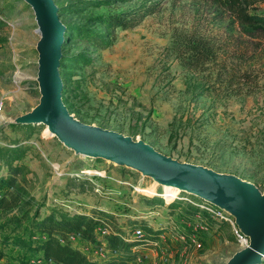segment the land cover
<instances>
[{"label":"rangeland","instance_id":"374dc122","mask_svg":"<svg viewBox=\"0 0 264 264\" xmlns=\"http://www.w3.org/2000/svg\"><path fill=\"white\" fill-rule=\"evenodd\" d=\"M54 3L61 10L60 22L70 30L59 74L63 104L71 116L142 141L172 160L233 175L263 193L264 31L246 34L226 16H217L214 7L195 0H163L158 13L133 29L112 32L100 25V18L134 11L144 0ZM252 12L263 15L264 3H256ZM2 17L0 147L15 141L27 148L20 164L27 168L22 176L28 194L18 208L0 212V264H18L20 259L44 264L30 248L38 236L30 234L25 221L15 219H21L22 211H29L30 218L36 211L42 217L51 208L74 214L101 211L126 232L133 221L160 231L165 239L153 251L143 247L136 264H226L242 250L228 224L207 228L197 216L191 221L181 216L186 199L201 202L194 196L168 190L134 169L76 155L47 126L35 125L36 132L22 141L27 125L15 130L8 126L39 103L40 34L23 0ZM89 29L104 40L109 37L110 47L97 50L85 41L82 33ZM192 33L217 48L215 62L200 71L187 70L178 60L177 43ZM166 192L173 196L163 197ZM151 198L162 203L148 206ZM177 199L182 208L173 212L168 204ZM97 234L96 246L77 237L71 241L90 259H103L108 249Z\"/></svg>","mask_w":264,"mask_h":264},{"label":"water","instance_id":"95a60500","mask_svg":"<svg viewBox=\"0 0 264 264\" xmlns=\"http://www.w3.org/2000/svg\"><path fill=\"white\" fill-rule=\"evenodd\" d=\"M33 13L40 34L36 45V82L40 99L29 113L16 118L17 126H48L50 134L76 155L110 161L134 169L161 186L179 189L229 214L248 240L226 264H259L264 259V191L239 178L165 157L142 141L89 126L69 114L62 102L59 69L66 27L54 0H23Z\"/></svg>","mask_w":264,"mask_h":264},{"label":"trees","instance_id":"16d2710c","mask_svg":"<svg viewBox=\"0 0 264 264\" xmlns=\"http://www.w3.org/2000/svg\"><path fill=\"white\" fill-rule=\"evenodd\" d=\"M161 1L163 0H144L145 5L134 11L101 17L100 25L104 26L108 32H112L114 29L123 31L133 29L141 20L158 13ZM169 1L177 3L182 0ZM195 1H202L214 7L217 10V16H226L231 22L240 26L246 34H251L252 30L264 31V14L260 15L252 12L254 5L264 3V0ZM16 2H19V0H0V17L3 18V15L10 13ZM5 24V21L0 19V27L5 26ZM69 31V28L66 27L65 38ZM82 37L97 50H106L111 45L109 37L104 40L103 35H99L90 29L85 30ZM177 46L179 48L178 60L187 70L200 71L202 67L216 60L217 48L210 40L204 39L195 33L183 36ZM63 90L62 102L65 104ZM8 127H11L12 130L20 128L15 124H10ZM36 128L32 125L22 127L25 130L22 141L29 139L36 132ZM26 152L27 148L22 144L18 145L15 141L12 144L0 147V212L18 208L22 202L21 200L27 197L28 193L25 186L27 180L22 176L27 168L20 164ZM152 194L156 195L155 193ZM161 203V199L151 198L146 204L155 206ZM168 207L174 212L182 208V203L177 199L168 204ZM28 213L29 211H22L19 216L21 219H15V221H25L28 231L31 232L30 234L38 236V240L32 243L30 248L37 255V261L44 264H128L137 258L139 251L147 242L155 241L160 235V231L150 228L142 221H133L129 227L130 231H122L115 227L110 216L101 211H84L74 214L51 208L46 215L41 217L36 211L31 218ZM181 216L188 221L197 216L205 222L207 228L221 224L217 223L205 211L188 204L183 207ZM100 228L110 229L108 234L102 236L107 245L108 256L103 259H90L74 245L71 237H77L84 244L96 246L100 244L97 234V229ZM135 231H140L141 235H135ZM133 248L139 249V251H135ZM18 264L40 263L20 259ZM259 264H264V259Z\"/></svg>","mask_w":264,"mask_h":264},{"label":"built area","instance_id":"2783aa9c","mask_svg":"<svg viewBox=\"0 0 264 264\" xmlns=\"http://www.w3.org/2000/svg\"><path fill=\"white\" fill-rule=\"evenodd\" d=\"M0 19L4 21L3 18L0 17ZM186 202H188L186 204H188L190 206L198 207L201 210L205 211L207 214H209L218 223L228 224L231 227V229L233 230L232 231L233 236H234L235 240L237 241V243L241 246V248L243 249V248L248 246V240L243 236V234L236 227L234 219L229 214H227L226 212L221 211L218 208H216L210 204H207L203 201L196 203L194 201L186 199ZM97 231L102 236H104V235L108 234V232H110V229L100 228V229H97ZM134 234L137 236L141 235L140 231H135ZM164 239H165L164 235H159L155 241L147 242L144 245V249L146 248V249H150L151 251H153L159 246L160 242L163 241ZM103 246L104 247L107 246L105 240H103ZM198 247H199V245H198ZM133 250L139 251V249H136V248H133ZM142 257H143L142 255H138L137 258L135 260H133V262H139Z\"/></svg>","mask_w":264,"mask_h":264},{"label":"bare ground","instance_id":"6f19581e","mask_svg":"<svg viewBox=\"0 0 264 264\" xmlns=\"http://www.w3.org/2000/svg\"><path fill=\"white\" fill-rule=\"evenodd\" d=\"M47 127H48V126H47ZM48 128H49V127H48ZM165 188L168 189V190H174V188H172V187H170V186H165ZM176 190H179V189H176ZM136 191H140V190H139L138 188H136ZM179 191H180V190H179ZM164 196H165V197H167V196H168V197H169V196L172 197L173 194H172L171 192H166V193L164 194Z\"/></svg>","mask_w":264,"mask_h":264},{"label":"crops","instance_id":"0c3cea01","mask_svg":"<svg viewBox=\"0 0 264 264\" xmlns=\"http://www.w3.org/2000/svg\"><path fill=\"white\" fill-rule=\"evenodd\" d=\"M137 262H133V263H131V264H136Z\"/></svg>","mask_w":264,"mask_h":264}]
</instances>
